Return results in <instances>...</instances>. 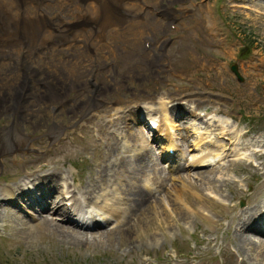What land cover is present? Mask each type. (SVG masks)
<instances>
[{
	"label": "rangeland",
	"instance_id": "1",
	"mask_svg": "<svg viewBox=\"0 0 264 264\" xmlns=\"http://www.w3.org/2000/svg\"><path fill=\"white\" fill-rule=\"evenodd\" d=\"M3 1L13 8V0ZM143 1L148 6L166 9L167 14L173 11L169 17L175 29H169L167 17L160 18L151 9L128 2L125 7L136 9L138 17L143 19L141 22L148 27L139 31L131 28L134 12L130 15L125 11L121 18L123 25L106 31L107 40L93 50L99 58L93 59L96 63L93 83L84 79L86 73L82 65L61 60L60 65L66 71L73 70L74 78L72 85L65 82L67 91L60 100L58 98L57 110H53L47 98L42 99L46 85L40 82L34 83L33 95L26 96L29 108L25 114L30 122L25 120L21 125L17 115L9 111L0 114V133L7 143L6 152L0 155V195L5 197L3 190L8 186L24 185L25 176L44 174L45 170L48 174L53 170L66 172L70 184L69 187L64 185L66 176L62 174L60 183L56 180V189L52 192L47 189V197L43 196L46 208H39L46 212L39 211L41 214L37 208L29 207L25 197L16 199L22 209L0 206V264H264L260 262V258L264 260V249H261L264 244L256 245L257 250L249 252L233 242L235 228L231 219L232 214L250 210L264 196L261 170L264 154L254 157L253 152L255 146L264 152V0ZM43 6L53 17L59 14L68 22L81 21L78 7L67 0H47ZM35 10L37 5L30 2L24 11L34 13ZM96 31L98 29L90 27L76 36L89 44L96 42ZM145 37L155 39L152 40L160 49V59L153 60L152 54L145 50ZM107 41L112 42L111 47ZM69 46L80 50L79 44ZM109 62H112L113 72L107 67ZM233 66H237L242 81L231 71ZM53 77L56 76L53 74ZM0 84L1 92L8 99L12 84L8 79ZM17 86L21 87L19 83ZM90 90L94 99L90 111H79L89 99ZM167 94L172 96V101L166 103L167 113L176 121L181 148L177 159L185 176L177 177L180 170L171 178L162 168L154 175L147 170L140 182L142 180L143 190L148 191L147 185L151 187L149 195L155 198L156 206L146 212L132 213V207L124 204L127 196L121 185H131V167L135 164L130 163L125 174L127 169L116 170L118 165L112 167V157L116 150L119 156H127L128 168L130 159L133 162L138 157L144 159L147 151L140 147L141 142L124 143L120 136L114 140L118 127L105 121L103 109L109 102L119 100L115 106L127 114V120L122 121L150 136L136 119V112L142 111L146 103L141 104L140 110L138 106L148 99L159 106L161 98ZM17 97L15 104H22V95ZM98 102L106 107L101 108ZM195 105L202 119L193 113ZM217 108L219 112H215ZM207 113L216 114L223 121L225 131L221 122L216 128L210 127L206 122L208 117L204 116ZM25 123L27 125H23ZM212 129L216 134L208 137V130ZM127 130L125 132H129ZM241 131V138H236ZM230 136L235 142L229 149ZM150 141L153 143L151 136ZM158 144L153 143L152 153L153 159L161 163L159 146L165 144L163 141ZM245 149L249 155L244 159L231 161L230 157H224ZM205 156L208 163L215 161L197 169L189 167V162L203 160ZM219 165L224 168L214 171ZM119 173L123 177H118ZM104 180H109V184L103 183ZM98 183L102 185V192L118 189L115 190L117 199L111 196H107L108 200L99 196L94 199L99 203L112 199L117 206L119 204L124 223L118 228H112L113 225L79 228L59 216V212L52 211L64 189L71 191L75 201L79 199L80 207H88L89 203L79 194L80 187ZM73 189H77L78 194ZM89 206L98 207L95 203ZM62 229L81 236L76 240ZM110 231L107 237L100 236ZM261 250L263 252L258 254Z\"/></svg>",
	"mask_w": 264,
	"mask_h": 264
},
{
	"label": "bare ground",
	"instance_id": "2",
	"mask_svg": "<svg viewBox=\"0 0 264 264\" xmlns=\"http://www.w3.org/2000/svg\"><path fill=\"white\" fill-rule=\"evenodd\" d=\"M37 1L38 0H14L13 8H10L9 4H8L9 2L7 3L6 1L0 0V83H3V80L6 82L8 79V82L12 84L11 88L13 89V91H10L11 94L9 95L8 99L3 95L4 92L2 93L0 91V114L5 113V111H9V112H11V115H12L13 111L16 109L18 112V113L15 112L17 115V118L19 119L18 123H20L21 125H22V123L25 122V120H26V122H30L29 118L26 117V114H25L26 110L29 107H28L27 98L24 99L22 104L21 103L20 104L19 103H16V104L13 103V100L15 102L17 101V98H18L17 96H19L20 94L22 95L23 98L26 94H27V96H29V95L32 96L33 95L32 89H34L33 86L35 85L34 83L44 82L46 85V92L44 95L45 97H43L42 99L47 98L48 102L51 103V105L54 108H58L60 106L58 104L59 100L61 99L62 95H64V93H66V91H67V88H66L67 84H70L71 82L73 83V78H74L73 77L74 75L71 74V72L73 70L72 71H69V70L66 71V69L60 65V63L62 62L61 60L70 57L69 60L73 64L75 63L76 65H79V66L82 65V67L86 73V75L84 76V79L88 83H90V82L93 83L95 80V78H94L95 70L94 69H95V65H96V63H94L95 62L94 60H98L99 58H98V56L97 57L95 56L93 58L94 59L93 60L91 54L94 52L93 50H95V48H98V44H100L101 41L107 40L106 31L108 32V30L111 28H119L120 26H122L123 23H122L121 18L123 17L124 14H126V12L130 15L132 12H134L132 15L133 17L131 18V21L134 23V26L136 28H139V22L143 21L142 18L138 17L139 12L135 11L136 9L130 10V9L125 7L126 3L131 2V1H133L136 5L140 6V3H138L137 0H95L94 2L91 0H90V2L88 0H75L76 1V8L78 7V13L80 14L78 16V18L81 19V21L75 20L76 22H72L71 20H70V22H68L64 19L63 16H61L59 14H58L59 16L57 15L58 17L57 16L51 17V16L47 15L45 13V11L43 10L44 0H39L40 5L37 6V10H35L34 13L24 11L26 6H28V4L30 2L33 4ZM67 1L70 3H74L73 0H67ZM11 2H12V0H11ZM57 13H58V11H57ZM78 18H76V19H78ZM96 18H98L99 21ZM51 23H53L56 26L54 31H51L48 29V26ZM56 23H57V25H56ZM142 25L144 26L143 23H142ZM167 26H169V25H167ZM90 27L94 30L98 29V31H96V33L94 34L95 38H96V42H93L94 41L93 40L92 42H89V44L87 43L88 46L86 49H83L82 47H80V50H76L74 46H73L74 47L73 49L70 46H65V44L67 42H76L77 41L76 35L84 32L86 29H90ZM210 28H212V26H210ZM215 29H216V27L214 26V30ZM73 30L76 32L75 34H74ZM70 36H72L73 40L69 38ZM83 36H84V34H83ZM145 42L149 44V48L147 50L148 51L151 50V53L157 57L159 55V51H160L157 44H155V42L151 39H147V40H145ZM153 60H155L154 57H153ZM111 63L112 62H109V64H108L109 67L112 66ZM113 70L110 67V71L113 72ZM53 74L56 77H53ZM22 81H23V83H22ZM25 81H28V83ZM18 83L21 85V87L17 86ZM26 85H27V89H25ZM94 86H96V83L94 84ZM14 88H16V89H14ZM90 94H91V92H90ZM171 97H172L171 95L167 94L164 98H161V99H163V101L159 102L160 105L159 106L157 105V111L159 112V114H161V116H157L155 118H153L151 116L148 117V118H153V119H156V118L160 119L159 124L154 120L155 125H157L156 127H157L159 135L160 136L162 135L165 138L163 140V143L166 144L168 150L170 147L175 148L178 145V142L172 137L173 136V133H172L173 126L176 130V127H175L176 121L173 119L171 114L169 115L167 113L168 111H167V104L166 103L169 102L170 100L172 101ZM58 98H59V100H58ZM89 98H92V94L89 95ZM20 101H22V100H20ZM91 103H92V101L90 99H87V102L82 104L83 107L82 108L80 107L79 111L80 110H82L83 112L90 111ZM119 103H120L119 100H115V102H113V101L109 102V104L107 106L109 109H107V110L103 109V112L105 114L102 115L103 118H107V120L105 119V121H107V123L118 127V131H116L117 132L116 134L118 135V137L116 136V134H113L114 140H116L120 136L124 143H127L128 141L136 142V143L141 142L140 147L145 148V150L147 152L145 154H143L144 159H143V157L142 158L138 157L134 162L132 161V159H130L128 161V168H127V166L125 165L127 163V158H126L127 156L126 157L125 156H119L120 155L119 151L117 152V150H116L114 152V157H112L114 159L112 167L118 165L117 167H115L116 170H117V168H119V169L121 168L123 170L127 169V170H124L125 174H126V172L129 170V167L131 166L130 163L135 164V166L131 167L132 168L131 174H133V178L131 179V182H130V184L132 186H135V187H132L129 184L124 185L123 182H122L123 184L121 183L122 184L121 186H122V188H124V190H125L124 194H126V196H127V198H126L127 200L125 198L123 199L124 201H126V203H124V204H129L130 208L131 207L133 208V209L131 208V210H130L132 213H134L135 211H139L142 213V212H146V210H148L153 205H155L156 200H155V198H152L151 195H149L150 190H148V191L143 190L142 180L140 182V179H142L141 177H143V175L145 173H147L146 172L147 170L150 171V174L154 175L155 173H157L158 170L162 171L163 168L161 169V167L159 166L160 165L159 160L153 159V154H154V153H152L153 148L150 147V150L148 149V147L151 146V143H152L150 141V139L148 138V136L145 135L144 133H141L140 131H142V130L137 128L136 126H133L131 123L122 121V120H127L126 119L127 114H126V112H123L116 107ZM152 106L153 105L146 103L145 108L139 112H141L143 114L147 113L148 115H151L154 111ZM112 109H114V110L112 111ZM196 109H198L197 106L196 105L193 106V108H192L193 113L197 112ZM181 110H183V109H181ZM120 112H123L121 114V116H120ZM215 112H219L218 108H217V110H215ZM196 115L201 117V119L203 117L200 113H196ZM204 116L208 117L206 122L210 125V127L215 126L214 128H216V124L222 125V123H223V121L220 120V118L219 119L217 118L216 114L211 115V114L207 113V114H204ZM136 119H137V121H139L138 117H136ZM219 122H221V123L219 124ZM200 124H202V123H200ZM23 125H27V123H25ZM221 127L223 129L225 128V126H223V125ZM125 129H128L129 132H125ZM205 129H206V126H205ZM223 129H220V131H223ZM213 130L214 129L208 130V131H210L208 137H210L211 134H216V133L212 132ZM208 131H207V134H208ZM224 131H225V129H224ZM47 133H49V132H47ZM122 134H124V136H122ZM146 134H147V132H146ZM176 134L178 136L177 132H176ZM222 135H223V133H222ZM241 135H242V131L240 132L239 135L238 134L236 135V138H241ZM246 135H248V134H246ZM153 138L155 139L153 141L158 140V136H155ZM229 140L231 141L230 142L231 144H233V142H235V138L233 136H230ZM201 143H202V140H200L198 144L201 145ZM115 144H116V142H115ZM207 144L211 145V143H207ZM6 145H7L6 140L3 139L2 133H0V155L2 153L6 152V149H4ZM122 147H124V146L122 145ZM249 149H250V146H249ZM142 150H144V149H142ZM120 152H122V151H120ZM140 153H141V151L138 152V154H140ZM239 153H241V152L237 151L236 154H239ZM242 153H247L246 149ZM256 154L257 155H263L264 152H259V153H255V155L254 154H252V155H254V157H255ZM169 155H170L169 153L165 154L166 157ZM147 157H148V160H147ZM259 158H261V157H259ZM118 159L120 161H118ZM204 162L205 163L207 162V156H205V158L203 160L192 161V164L197 165L198 163H204ZM260 164L261 163H259L257 166H259ZM223 166L219 165V166L215 167L214 171L222 170L224 168ZM112 167H110V168H112ZM261 170L264 174V167H262ZM53 171L54 172L51 174H48V172L45 170L44 174L42 173V174H35L32 176H29V175L25 176L26 180L24 181L25 182L24 185L16 183L15 185H17V184L18 185L15 188L13 187L14 186L13 185L12 187H9V188H6L3 190L5 197L11 198V199L19 198L21 196L24 197V196H27L28 193L34 194L37 190H39V188L48 187V185L50 187H51V185H53L52 186L53 189H56V187H57L56 184H57L58 180L60 183L61 175L62 174L65 175L66 172L63 171V173L62 172L60 173V171H58V170L57 171L53 170ZM228 171H229V169H228ZM55 172H56V174H55ZM133 172H138V173L136 174ZM137 175H140L139 179L136 177V179H138V180L135 179V176H137ZM65 176H66V178L64 179L65 180L64 185L69 187L70 184L67 180L68 176L67 175H65ZM118 177L121 178L123 176H122V174L119 173ZM118 177H116V178H118ZM201 177H203V176H201ZM129 178H131V177H129ZM164 179H165V176H164ZM56 180H57V182H56ZM213 180H212V182H213ZM230 180H231V178H230ZM116 181H118V179ZM210 181H211V179H208V182H210ZM109 182H110L109 180L103 181V183H105V184L106 183L109 184ZM118 182L116 184H118ZM98 184H100V183H98ZM98 184H96V185L91 184L92 187L81 186L80 187L81 193H79V194L81 195V197L83 196L84 202L89 203V205H90V203H92V204L95 203L98 206L99 214L103 217V219H106L108 216H110L111 219L113 220V222L117 223V226L114 227L116 229V228H118V226H120L121 224L124 223L123 221H121L122 220L121 216L123 213L121 212V208H120L119 204H118L119 207L117 206V202H112L111 201L112 199L110 200V202H105V201L109 199V198H107V196L108 197L111 196V197L117 199L118 198L117 192L115 190H118V189H115L116 187H114V188H112L114 190L102 192V190H101L102 185L101 184L98 185ZM113 184L114 183L112 182L110 187H112ZM31 186L32 187L34 186V187L31 188ZM24 187L27 190H25ZM50 187H48V188H50ZM86 188H87V190H83ZM33 189H35V190H33ZM73 192H75V194H76L77 189L76 190L73 189ZM67 193H69L70 194L69 196L71 197V199L74 200V198H73L74 195L71 194V191L68 190ZM99 193H100V195H99ZM97 196L102 197V198L106 197L107 199L102 200V202L104 201L103 203L102 202L99 203L98 201L96 202L94 200ZM176 197H177V195H176ZM259 200L260 201H258L254 206H251L250 210L245 209L239 213L232 214V217H231L232 222L234 223V228H235V236H234L235 238H234L233 242H235L238 247H241V249L242 248L247 249V251H249V252H251L252 250H255L256 245L264 244V231L258 229L257 223L254 224L255 219L259 215V212L264 213L263 212L264 196L262 197V199H259ZM121 203H123V202H121ZM45 208L46 207H44L43 209H45ZM234 208H235V205H234ZM60 209L61 208H59V205L57 204L52 211H54V213H56V212L58 213L60 211ZM125 209H124V211H125ZM38 211H40L39 208H38ZM41 211H42V209H41ZM44 212H46V210L42 211V213H44ZM122 217H124V216H122ZM113 222H111V223H113ZM68 223H70L74 226H77V227L82 226L76 222L73 224L69 220H68ZM110 224H106V225H110ZM96 226L97 227L95 229H98V228L103 227L105 225L101 226L98 224ZM57 227L61 228L62 226L57 225ZM63 229H62L63 233H66V234L72 236L76 240L79 239V237L81 236L78 233L75 235H73V233L70 234L69 233L70 231L69 232L67 231L68 229L67 230L66 229L63 230ZM250 230L254 231V233L251 234L250 232H248ZM110 233H111V231L105 232V233H100V236L105 235L107 237ZM253 234L256 236H251ZM232 237H233V235H232ZM228 245H229V243H228ZM261 249H264V247H262ZM262 252H263V250L258 252V254H261ZM260 262L263 263L264 260L262 258H260Z\"/></svg>",
	"mask_w": 264,
	"mask_h": 264
},
{
	"label": "water",
	"instance_id": "3",
	"mask_svg": "<svg viewBox=\"0 0 264 264\" xmlns=\"http://www.w3.org/2000/svg\"><path fill=\"white\" fill-rule=\"evenodd\" d=\"M234 70H235V72H236V67H234ZM237 73V72H236Z\"/></svg>",
	"mask_w": 264,
	"mask_h": 264
}]
</instances>
